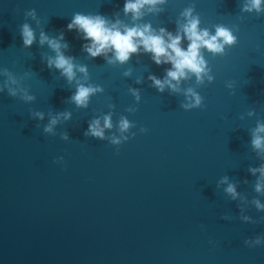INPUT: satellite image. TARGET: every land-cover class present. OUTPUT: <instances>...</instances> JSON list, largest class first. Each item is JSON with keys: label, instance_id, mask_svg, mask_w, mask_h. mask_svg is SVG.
I'll return each instance as SVG.
<instances>
[{"label": "water", "instance_id": "water-1", "mask_svg": "<svg viewBox=\"0 0 264 264\" xmlns=\"http://www.w3.org/2000/svg\"><path fill=\"white\" fill-rule=\"evenodd\" d=\"M124 2L0 0V71L18 80L16 97L0 92V264H264V246L244 244L264 236V211L252 203H264V193L255 191L260 174L249 171L264 165V151L251 144L257 121L264 122V15L241 13L243 0H167L161 13L143 18L175 33L180 12L194 3L202 28H239L226 55L204 52L215 79L197 88L203 106L184 110L182 94L160 93L147 79L163 78L170 65L157 66L143 53L124 65L92 58L82 50L87 42L67 30L76 12L109 19L119 13L130 24ZM32 9L35 19L25 15ZM24 23L36 36L30 48L22 43ZM41 31L50 38L64 32L68 47L61 51L87 67V78L77 71L69 82L47 67L55 52L41 46ZM6 79L0 75V85ZM78 82L102 88L86 108L70 99ZM129 88L140 89L139 103ZM20 89L35 99L24 101ZM64 112L70 118L60 117L54 135L45 133ZM110 112L113 128L104 139L84 134ZM122 115L136 126L113 145ZM61 156L64 163H54ZM223 177L235 184L237 199L225 193Z\"/></svg>", "mask_w": 264, "mask_h": 264}, {"label": "clouds", "instance_id": "clouds-1", "mask_svg": "<svg viewBox=\"0 0 264 264\" xmlns=\"http://www.w3.org/2000/svg\"><path fill=\"white\" fill-rule=\"evenodd\" d=\"M167 0H125L123 14L131 18V23H124L120 19L119 13H116L114 19L106 18L99 14H83L76 12L73 14L71 22L67 24V30L77 32L80 39L86 41L82 45V50L90 57L97 58L103 56L108 63H116L124 65L133 55L141 53L148 54L151 60L157 66L170 65L165 68L163 78L150 74L147 79L151 81V86L158 92L164 93L166 89L170 93H180L184 96V100L180 103V107L184 110L201 108L203 106V97L197 91V88L204 86L207 81L211 84L214 81L212 68L209 62L205 59L204 52L207 51L213 57L226 55V49L237 44V36L234 32H238L237 25L231 28L223 25H213V29L202 28L200 15L196 12L195 4H190L185 7L176 19V31L173 33L165 27L153 28L151 23H141L143 18L148 14H159L163 11L161 6L165 5ZM255 13L257 16L264 15V0H243L241 4V13ZM26 17L36 18V10L32 9L25 13ZM240 19H243L241 16ZM39 25V21H37ZM21 38L25 48H30L34 43L36 36L34 29L28 24L21 25ZM64 40V32L61 31L58 38H50L43 31L40 33L39 43L41 46L47 44L48 47L55 52L54 57H48L47 67L51 69L53 66L65 76L69 82L76 77V72L84 73L87 78V67L76 65L73 63V57H66L61 51L62 48H67V43L62 44ZM184 41H187V47L183 46ZM108 53H111V59H108ZM131 69L126 70L123 75L129 76ZM0 75L5 76L3 84L0 85V92L7 89L10 96H17V88L13 85L18 84L15 75L8 69L0 71ZM195 77L194 85L187 88H182V82L190 81ZM138 79L136 83H142ZM228 88H232V83L227 84ZM21 99L24 101H32L35 99L33 95H29L24 89ZM102 88L92 84L79 83L75 93L70 97L78 107L86 108L89 103V98ZM137 103L141 100L140 89L129 88L128 90ZM114 107V106H113ZM137 109L129 107L126 109L129 113H134ZM255 110L247 113L248 116H253ZM36 117L43 119V113H34ZM60 117L64 119L70 118V113H58L51 118L48 125L44 127L45 133L55 134L54 126L58 123ZM243 118V117H241ZM103 124L101 119H94L88 124L86 136L104 139L105 130L112 129V113L103 116ZM136 125L129 121L125 116L119 118L117 128L120 136L113 135L110 141L113 145H121L122 141H127L129 136L124 133L129 132ZM141 132H146V128H141ZM264 122L257 121L256 127L252 130L251 144L254 150L264 151ZM135 136V133H131ZM61 139L67 140V133L61 134ZM54 163H64V158H57ZM249 171L255 175L260 174L255 191L264 193V165L259 168H250ZM220 183L226 184L225 193L230 195L232 199H237L239 193L236 191V186L228 182L227 177H223ZM257 211H264V203L259 200H253ZM223 220L231 219L224 215ZM241 220L251 222L248 216H241ZM244 244L250 248L264 246V236H256L254 238L245 239Z\"/></svg>", "mask_w": 264, "mask_h": 264}]
</instances>
